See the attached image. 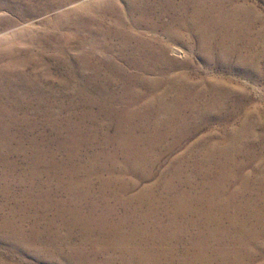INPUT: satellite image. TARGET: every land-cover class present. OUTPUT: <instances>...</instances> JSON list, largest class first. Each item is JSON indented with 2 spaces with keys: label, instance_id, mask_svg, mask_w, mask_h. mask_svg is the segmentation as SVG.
<instances>
[{
  "label": "rangeland",
  "instance_id": "rangeland-1",
  "mask_svg": "<svg viewBox=\"0 0 264 264\" xmlns=\"http://www.w3.org/2000/svg\"><path fill=\"white\" fill-rule=\"evenodd\" d=\"M0 264H264V0H0Z\"/></svg>",
  "mask_w": 264,
  "mask_h": 264
}]
</instances>
